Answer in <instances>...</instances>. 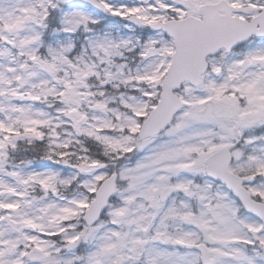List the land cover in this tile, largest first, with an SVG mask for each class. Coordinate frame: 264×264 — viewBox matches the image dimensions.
<instances>
[{
    "label": "snow or ice",
    "instance_id": "obj_1",
    "mask_svg": "<svg viewBox=\"0 0 264 264\" xmlns=\"http://www.w3.org/2000/svg\"><path fill=\"white\" fill-rule=\"evenodd\" d=\"M0 264H264V0H0Z\"/></svg>",
    "mask_w": 264,
    "mask_h": 264
}]
</instances>
